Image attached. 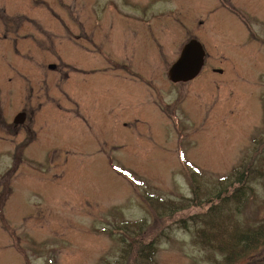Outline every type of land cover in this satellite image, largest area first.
<instances>
[{"label": "rangeland", "instance_id": "374dc122", "mask_svg": "<svg viewBox=\"0 0 264 264\" xmlns=\"http://www.w3.org/2000/svg\"><path fill=\"white\" fill-rule=\"evenodd\" d=\"M0 16L47 27L51 64L69 38L59 23L73 35L92 28L90 44L116 64L115 77L47 76V130L12 175L13 145L0 142V264H144L148 242L147 264H222L199 243L202 219L224 215H204L206 200L248 170L247 197L227 210L244 229L264 211V0H0ZM190 40L206 53L203 69L172 83L167 71ZM75 47L60 50L66 63L101 68L99 50ZM37 73L36 89L45 68ZM102 87L111 100L116 91L113 121L98 114ZM62 92L84 103L86 125L57 108L72 109ZM237 264H264V247Z\"/></svg>", "mask_w": 264, "mask_h": 264}, {"label": "flooded vegetation", "instance_id": "af4514ba", "mask_svg": "<svg viewBox=\"0 0 264 264\" xmlns=\"http://www.w3.org/2000/svg\"><path fill=\"white\" fill-rule=\"evenodd\" d=\"M223 8L231 11L233 9V7L227 6V4ZM27 20L29 21L20 22L16 20L3 22V17L0 16V142H10L13 145L11 154L7 153L12 160L11 166L6 171V174L9 173L10 175L15 173L17 166L19 167L22 160H26L24 159V153L29 151V149L31 151L38 137V131H42L43 128H46L45 132L47 130L48 118L50 117V114L47 113V108H50L52 93L50 80L48 81L47 79L48 75L51 73L62 75L63 72H69L71 75L80 74L85 78H98L96 77L97 75L115 77L114 65L116 64L114 63V58L102 53L100 47L90 44L91 38L94 35L92 28L77 27V32L73 35L74 33L68 32L59 23L58 32L67 35L70 40L72 39L77 48L74 46V43H69V38L66 39L67 44L63 47L62 42L61 46L56 44V50L59 49V55L54 54L55 61L51 64L48 61L51 58V53H53L49 29L40 26V23L30 21V18ZM68 47H75L80 52L87 54L91 53L90 48L99 50L97 56L103 62L101 68L95 67L88 72H84L66 63L60 56L63 55L60 50L62 48L67 50ZM44 68L46 76H44L43 84L36 89L35 80H31L35 77L37 70L42 71ZM71 68L74 71H69ZM67 75H64L66 79ZM100 83L103 84L104 80L100 79ZM13 87H17V91H13L11 89ZM104 88H100L95 94L98 114L112 119L115 109L116 91L115 89L111 90L114 94V100H111L105 93ZM6 89L7 91H5ZM22 89L26 93L24 97H21L23 95ZM105 90L108 89L105 88ZM12 93L16 96V99L9 105L4 100L8 99ZM84 94L86 97L92 96L88 95L86 91ZM60 96L63 101L71 105L72 109L67 110L63 108L59 102L55 103L57 108L62 110L66 115L69 113L74 114L78 122L77 124L80 126L86 125L89 119L85 117L87 111L83 107L84 103L80 104L76 102L73 97L65 93L63 95L60 93ZM20 98H22V101H20ZM161 105L163 104L161 103ZM123 126L126 127L127 125L123 124ZM90 136L98 139V136L93 132L90 133Z\"/></svg>", "mask_w": 264, "mask_h": 264}, {"label": "trees", "instance_id": "16d2710c", "mask_svg": "<svg viewBox=\"0 0 264 264\" xmlns=\"http://www.w3.org/2000/svg\"><path fill=\"white\" fill-rule=\"evenodd\" d=\"M12 172H14V170H12ZM237 173L238 174H235L232 183L229 185H220L219 187L222 186V190L217 192L216 195H213L211 198H208L204 203L208 209L204 215H207L210 212H216V216L218 213L216 208H221L222 211H224V215L220 218L217 215L215 219L210 218L209 216L205 219L200 217L203 220V225L206 229H201L199 231V243L205 246H210L213 250L215 249L223 257L222 264H237L248 257L252 252L264 247V211L262 219L257 225L252 228L244 229L232 220L231 214L227 210L230 203L233 201L244 202L247 197L243 189L246 187L248 180V170ZM196 206V203L186 205L183 207V210H187L188 208L192 209V207ZM178 212H180V210H174L169 215L176 216ZM189 217L191 218V216ZM185 221L184 217L181 216L176 222H181L185 227ZM219 221H222L223 223L221 224ZM137 245H142L143 247L144 243L138 241ZM137 245L133 243V248L136 249ZM144 251L147 254L145 255V258H143V262L144 264H147L148 261H152L153 256V246L151 242L147 243Z\"/></svg>", "mask_w": 264, "mask_h": 264}, {"label": "water", "instance_id": "95a60500", "mask_svg": "<svg viewBox=\"0 0 264 264\" xmlns=\"http://www.w3.org/2000/svg\"><path fill=\"white\" fill-rule=\"evenodd\" d=\"M204 52L201 45L189 41L180 53L177 61L168 70V78L172 83L187 82L194 79L203 66Z\"/></svg>", "mask_w": 264, "mask_h": 264}]
</instances>
